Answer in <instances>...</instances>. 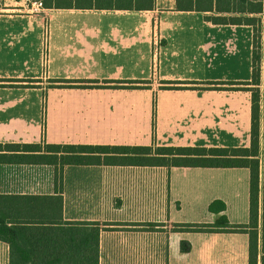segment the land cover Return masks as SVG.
Segmentation results:
<instances>
[{
	"label": "crops",
	"instance_id": "obj_1",
	"mask_svg": "<svg viewBox=\"0 0 264 264\" xmlns=\"http://www.w3.org/2000/svg\"><path fill=\"white\" fill-rule=\"evenodd\" d=\"M30 1L0 0V144L249 147L251 94L237 84L251 80L252 27L215 25L207 18L216 14L179 12L176 0H154L149 11L42 0L38 15ZM78 1L80 8L96 4ZM250 16L260 19L264 47V15ZM47 82L52 88L43 93ZM263 125L262 113L260 163ZM249 178L248 169L67 166L56 183L51 166L0 165V197L18 215L28 199L32 212L48 220L8 221V228H98V264H248L247 233L197 226L215 223L220 215L208 208L216 201L230 226L247 225ZM58 200L60 225L46 213ZM262 225L260 205L259 237ZM261 256L259 239L257 264ZM23 258L22 264L71 262ZM0 264H10L3 241Z\"/></svg>",
	"mask_w": 264,
	"mask_h": 264
},
{
	"label": "trees",
	"instance_id": "obj_2",
	"mask_svg": "<svg viewBox=\"0 0 264 264\" xmlns=\"http://www.w3.org/2000/svg\"><path fill=\"white\" fill-rule=\"evenodd\" d=\"M75 0L76 9L98 10H131L149 11L153 9L154 0H102L108 5H98L80 8ZM176 10L179 12L214 13L208 21L215 25H246L253 29L251 54V80L242 85L239 91L251 94V129L248 148H179V147H146V146H105V145H54V144H0V165H32L51 166L55 169L56 183L61 178L64 167L67 166H109V167H158V168H206V169H248L249 178V222L243 226H230L223 215L225 205L213 202L208 211L220 215L213 225L197 226L207 232L218 229L247 233L249 236V262L257 264L258 241L261 240V264H264V141L262 160L260 163V123L263 113L264 123V80L261 82V65L264 64V49L261 55L260 19L250 15H264V0H176ZM232 15V16H225ZM170 83H166L169 85ZM181 84V83H179ZM213 86L222 84H211ZM236 85V84H231ZM52 88V87H49ZM166 89H181L165 87ZM140 89V88H139ZM218 89V88H214ZM233 90L236 88H232ZM237 91V90H234ZM263 105V109H261ZM264 132V125H263ZM262 167V173L260 172ZM261 195V199H260ZM0 197V241L10 245V264L25 263L23 257H67L69 263L33 262L32 264H98V228L88 232L80 224H69V229H56L48 233L31 231L26 227H7V222L14 225L43 224L48 220L32 212V207L23 199L19 207L20 214L3 206ZM261 200V201H260ZM261 203V204H260ZM262 208V231L257 232L259 208ZM27 207V212L25 211ZM57 207V209H56ZM4 210V218L1 213ZM61 202L46 209L51 215L50 222L60 225ZM39 213L42 210L39 209ZM58 218H52L56 213ZM55 221V222H54ZM71 227V228H70ZM198 228V229H199ZM25 241L19 244V239Z\"/></svg>",
	"mask_w": 264,
	"mask_h": 264
},
{
	"label": "built area",
	"instance_id": "obj_3",
	"mask_svg": "<svg viewBox=\"0 0 264 264\" xmlns=\"http://www.w3.org/2000/svg\"><path fill=\"white\" fill-rule=\"evenodd\" d=\"M44 5L42 0H32L29 2V10L33 14H40L44 11ZM48 34H45L44 39H43V46H42V62L43 66H46L48 63Z\"/></svg>",
	"mask_w": 264,
	"mask_h": 264
},
{
	"label": "rangeland",
	"instance_id": "obj_4",
	"mask_svg": "<svg viewBox=\"0 0 264 264\" xmlns=\"http://www.w3.org/2000/svg\"><path fill=\"white\" fill-rule=\"evenodd\" d=\"M257 1V0H256ZM264 46V45H263ZM262 49H264V47H262ZM263 54V51L261 50V55ZM43 87V93H45L48 89H49V85H48V82H47V84H45V85H43L42 86ZM48 106V104H46V107ZM261 109H263V105H261ZM261 196V195H260ZM261 204V203H260Z\"/></svg>",
	"mask_w": 264,
	"mask_h": 264
}]
</instances>
